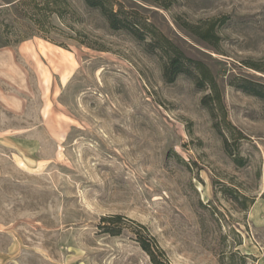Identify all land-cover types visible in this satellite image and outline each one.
<instances>
[{
	"label": "rangeland",
	"instance_id": "rangeland-1",
	"mask_svg": "<svg viewBox=\"0 0 264 264\" xmlns=\"http://www.w3.org/2000/svg\"><path fill=\"white\" fill-rule=\"evenodd\" d=\"M108 1L0 0V264H264V0Z\"/></svg>",
	"mask_w": 264,
	"mask_h": 264
},
{
	"label": "trees",
	"instance_id": "trees-1",
	"mask_svg": "<svg viewBox=\"0 0 264 264\" xmlns=\"http://www.w3.org/2000/svg\"><path fill=\"white\" fill-rule=\"evenodd\" d=\"M86 7L90 9L97 10L100 15L105 19L108 27L112 30L118 29H127V20L121 18V11H115L113 8H110L112 5L108 0H81ZM112 3H116V0H111ZM137 33V32H136ZM135 33V35H137ZM139 38L140 36H136ZM151 41L147 43V46L151 49H157L161 55V58L164 59L163 64V78L166 82L170 83L179 75L185 74L188 71H195L194 78L198 85H202L203 83H207L210 86V89L213 91L215 100L217 103L219 101V94L216 88V83L210 77L207 71L204 68H201L199 64H195L190 68L189 64L192 62L191 60L184 57L182 52L176 48L167 38L164 36L156 35L154 31L150 32ZM202 40H207L212 38L210 31L205 32V34H200L199 36ZM65 48V47H62ZM195 63V62H194ZM191 69V70H190ZM242 89L244 92L256 96L258 98L264 99V86L260 84L253 83L248 80H244L240 85L237 86ZM220 105V104H219ZM235 162L240 165V160H235ZM108 220H120L119 217L115 218H107ZM105 220H103L104 222ZM140 246L142 250H144L148 256L150 257L152 264H163L161 260H157L154 253L151 251L149 247V243L145 240L140 239ZM155 251L159 254V256L164 258V254L160 248L154 244Z\"/></svg>",
	"mask_w": 264,
	"mask_h": 264
}]
</instances>
